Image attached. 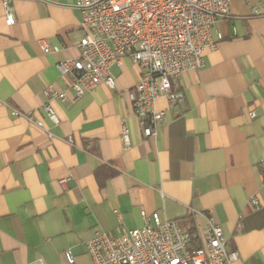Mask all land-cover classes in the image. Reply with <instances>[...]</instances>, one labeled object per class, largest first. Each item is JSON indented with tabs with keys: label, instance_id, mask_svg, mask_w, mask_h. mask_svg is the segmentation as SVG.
<instances>
[{
	"label": "crops",
	"instance_id": "crops-1",
	"mask_svg": "<svg viewBox=\"0 0 264 264\" xmlns=\"http://www.w3.org/2000/svg\"><path fill=\"white\" fill-rule=\"evenodd\" d=\"M76 2L13 0L8 25L0 0V264H68V249L74 264H92L85 242L96 230L117 235L155 212L200 234L213 216L239 253L233 264H264V0H230L217 49L174 81L181 101L156 100L165 119L149 138L129 97L138 64L126 58L112 68L115 89L79 99L60 74L59 61L80 55ZM43 41L59 51L45 53ZM50 86L68 95L50 101L59 125L42 108Z\"/></svg>",
	"mask_w": 264,
	"mask_h": 264
},
{
	"label": "built area",
	"instance_id": "built-area-1",
	"mask_svg": "<svg viewBox=\"0 0 264 264\" xmlns=\"http://www.w3.org/2000/svg\"><path fill=\"white\" fill-rule=\"evenodd\" d=\"M12 3L2 0L8 25L15 23ZM76 7L82 17L80 55L59 61L56 66L60 74L70 77L69 87L79 99L100 84L115 89L112 68L123 66L126 58L138 64L141 76L129 97L146 138L155 136L165 119V111L155 107L156 100L179 102L184 98L175 90L174 81L187 70L205 66L206 52L215 51L223 38L217 24L230 14V0H77ZM42 49L45 53L59 51L45 41ZM43 94V110L59 125L50 101H66L67 91L50 86ZM11 114L28 119L53 136L33 113L14 108ZM121 138L125 146L130 145L127 126ZM69 141L72 143L71 138ZM252 203L256 209L260 207L258 198L253 197ZM227 244L224 230L213 216L208 217L206 231L200 234L181 219L162 220L159 212L142 227L117 235L96 230L85 242L92 264H233L239 253L229 251ZM65 259L68 264L75 263L71 249L65 252Z\"/></svg>",
	"mask_w": 264,
	"mask_h": 264
}]
</instances>
